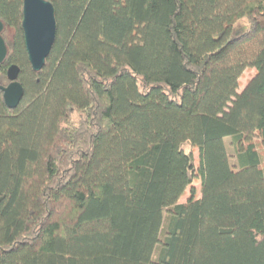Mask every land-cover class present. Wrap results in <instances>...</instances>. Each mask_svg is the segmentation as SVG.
<instances>
[{
    "label": "trees",
    "instance_id": "16d2710c",
    "mask_svg": "<svg viewBox=\"0 0 264 264\" xmlns=\"http://www.w3.org/2000/svg\"><path fill=\"white\" fill-rule=\"evenodd\" d=\"M48 1L35 72L0 0V264H264V0Z\"/></svg>",
    "mask_w": 264,
    "mask_h": 264
},
{
    "label": "water",
    "instance_id": "95a60500",
    "mask_svg": "<svg viewBox=\"0 0 264 264\" xmlns=\"http://www.w3.org/2000/svg\"><path fill=\"white\" fill-rule=\"evenodd\" d=\"M21 27L24 43L31 68L39 72L45 65L56 36V18L54 7L48 0H23ZM4 23L0 19V67L7 56L6 43L1 35ZM20 67L11 64L6 69L9 81L0 86L5 105L16 108L24 94L22 84L18 80Z\"/></svg>",
    "mask_w": 264,
    "mask_h": 264
},
{
    "label": "rangeland",
    "instance_id": "374dc122",
    "mask_svg": "<svg viewBox=\"0 0 264 264\" xmlns=\"http://www.w3.org/2000/svg\"><path fill=\"white\" fill-rule=\"evenodd\" d=\"M244 24H245V22L243 20L238 21L233 32H232V35H235L237 33L238 29L243 28ZM10 34H11L10 32H7V36H10ZM252 73H253V70L244 72L243 76L240 78L241 86L239 88V91L244 87L246 80L251 76ZM224 144L226 147V152L229 156L230 164L235 163V154H234L232 146L230 145V138L229 137L224 139ZM182 147L186 151L191 149L190 143L188 141L182 143ZM257 148H258V151L260 153V159H261L262 163H264V152H263L262 147L258 141H257ZM192 151H193V157L195 159V163H197V158H198L197 149L192 148ZM193 185L195 186V188L198 191L197 194L200 195V193H199V187H200L199 178L195 179V181L193 182ZM188 194H189V187L186 189V193L182 197H180L179 202H185Z\"/></svg>",
    "mask_w": 264,
    "mask_h": 264
}]
</instances>
